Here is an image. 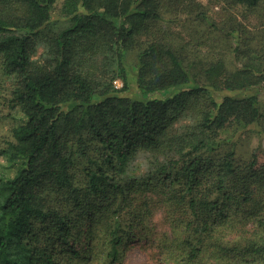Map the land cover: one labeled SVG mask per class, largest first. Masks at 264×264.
Instances as JSON below:
<instances>
[{"label": "trees", "instance_id": "obj_1", "mask_svg": "<svg viewBox=\"0 0 264 264\" xmlns=\"http://www.w3.org/2000/svg\"><path fill=\"white\" fill-rule=\"evenodd\" d=\"M223 1L220 23L197 0H0V264H121L151 195L167 264H264V147L235 139L264 132V0ZM183 12L210 38L172 31Z\"/></svg>", "mask_w": 264, "mask_h": 264}, {"label": "rangeland", "instance_id": "obj_2", "mask_svg": "<svg viewBox=\"0 0 264 264\" xmlns=\"http://www.w3.org/2000/svg\"><path fill=\"white\" fill-rule=\"evenodd\" d=\"M201 3L209 16L211 18L216 19L218 22H222L223 18L226 17L227 10L225 8V3L223 0H197ZM202 6V8H203ZM178 13L179 10H173V13ZM231 12L235 13L239 20L243 21L248 27L251 26L252 23H255L257 14L254 11H248L245 8H237L231 9ZM244 14L246 17H244ZM175 21L170 25V29L175 33H178L179 37L186 38H208L209 35L205 32V25L199 26L195 23H191L189 21V15L186 12L176 14ZM184 23V21H186ZM260 22V21H259ZM64 20H59L55 25H63ZM210 38V37H209ZM219 37L217 36L214 39V44L216 45V49L222 50L224 53L232 54V51L227 48H222L223 39L220 42H215ZM42 47H39L38 50L34 53V58L38 59L42 55ZM135 51H131L128 55V62L134 63L135 55L133 54ZM12 79L8 76L6 77L3 74V71L0 69V146L6 145L8 139L12 137V126L14 125V118L12 115L13 110L7 107V99L10 97ZM115 85L117 88H121L123 86V82L121 80H116ZM255 89L247 90V92H255ZM257 91H260V96L262 100H264V86L258 88ZM246 93V92H244ZM183 119V118H182ZM181 119V120H182ZM184 120V119H183ZM236 128L229 127L222 132V136L230 137L233 136ZM235 136V135H234ZM235 139L237 141V151L239 157L243 160L248 159L252 150L257 147H264V132L258 134L256 131H242L239 130L236 133ZM83 161V157L80 153L76 156L77 167H81V163ZM6 164L4 159L0 157V166ZM79 168H75V170H79ZM152 196V195H151ZM150 196L151 208L148 210V214L144 213L146 216L147 223L145 227L134 226L130 228L129 225V215L125 214L122 216L121 223L123 227L127 228L131 233V238L127 240L126 244L123 247V255H122V263L121 264H167L165 261L164 250L161 248L163 244H161V240H163L164 236L172 237V230L169 225V222L166 221V214H170L167 205L163 204L161 201H153L154 199ZM154 198H156L154 196ZM129 210L130 208L127 207ZM127 211V209L125 210ZM144 211V210H143ZM105 218H111L110 216H105ZM112 221V220H111ZM107 222V221H106ZM107 224V223H106ZM102 224L101 226H103ZM76 264H107L104 260L96 259L92 263H87L83 261H75Z\"/></svg>", "mask_w": 264, "mask_h": 264}]
</instances>
